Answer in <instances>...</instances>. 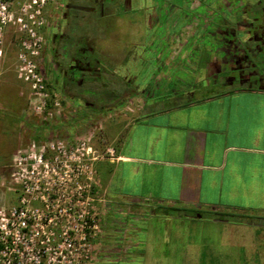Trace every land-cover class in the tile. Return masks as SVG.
<instances>
[{
  "label": "crops",
  "instance_id": "0c3cea01",
  "mask_svg": "<svg viewBox=\"0 0 264 264\" xmlns=\"http://www.w3.org/2000/svg\"><path fill=\"white\" fill-rule=\"evenodd\" d=\"M162 39L173 44V37ZM211 42L186 36L180 44L190 47L179 55L163 48L135 91L143 97L137 113L108 126L114 154L95 162L101 231L94 264H162L164 251L155 248L162 245L150 243L143 222L171 211L222 224L220 255L206 248L187 264H264V56L261 69L252 64L246 74L238 63L229 68ZM122 52H113L116 74L128 77L132 59ZM224 66L234 70L223 74Z\"/></svg>",
  "mask_w": 264,
  "mask_h": 264
},
{
  "label": "flooded vegetation",
  "instance_id": "af4514ba",
  "mask_svg": "<svg viewBox=\"0 0 264 264\" xmlns=\"http://www.w3.org/2000/svg\"><path fill=\"white\" fill-rule=\"evenodd\" d=\"M192 3L193 0H57L51 5L44 26L45 37L40 52L44 77L60 96L71 101L76 118L87 111V106L99 108V101L87 100L91 97L79 88L87 77L99 76L101 72L107 73L110 83L119 79L123 84L118 102L120 106L124 105L132 91L139 89L144 73L136 84L133 81L135 75L121 78L116 74L113 47L103 50L98 45L101 32L115 18L137 24V28L129 31L132 43L121 44V50L125 49L126 55L131 56L130 65L137 69L155 68L156 61L165 55L163 48H167V55H179L190 47L180 44V38L186 36H204L212 40L211 50L228 63L229 68L233 62L240 64V71L246 74L254 70L252 64L256 70L261 69L264 0H198L194 6ZM84 37L91 40V44L78 46L79 38ZM171 37L173 44H162V38ZM139 55L143 59L140 60ZM216 60L218 62V57ZM104 63L108 69L102 68ZM160 64L158 61L157 67ZM213 68L212 76L220 75V67ZM233 70L222 67L223 74ZM133 84L134 88L129 90ZM115 94L111 92V96L115 97ZM110 103H106L108 107ZM99 114L101 112L94 109L88 116Z\"/></svg>",
  "mask_w": 264,
  "mask_h": 264
},
{
  "label": "built area",
  "instance_id": "2783aa9c",
  "mask_svg": "<svg viewBox=\"0 0 264 264\" xmlns=\"http://www.w3.org/2000/svg\"><path fill=\"white\" fill-rule=\"evenodd\" d=\"M12 1L0 0V24L16 21L28 33L19 54L20 69L44 99L47 92L26 52H38L41 39L36 27L41 24V11L57 0H25L20 10L27 19L13 16L8 10ZM113 154L111 146L99 151L89 135L18 147L9 174L16 200L10 205L0 203V264H94L101 231L95 162Z\"/></svg>",
  "mask_w": 264,
  "mask_h": 264
},
{
  "label": "rangeland",
  "instance_id": "374dc122",
  "mask_svg": "<svg viewBox=\"0 0 264 264\" xmlns=\"http://www.w3.org/2000/svg\"><path fill=\"white\" fill-rule=\"evenodd\" d=\"M19 1V3L17 2ZM25 0H13L8 6V10L13 13L14 17L22 16L27 19V15L21 13V3ZM178 1V0H173ZM193 6L198 4V0H193ZM53 3L46 4L41 11V24L36 27V33L40 37V47L34 55L26 52L32 68L41 79V83L47 92V96L43 99L34 89L33 82L25 80V71L20 68L23 63L19 54L24 51L22 41L28 38V33L20 28L15 21L6 25H1L0 30V203L10 205L16 200V193L10 187V164L13 152L18 148L25 146L31 141L41 142L48 139L62 138L68 141L74 140L79 136H90L93 145L99 151L109 144L107 137L108 126L116 122L120 126L137 113L138 106L142 102L143 97L140 95H132L127 102L115 108L112 111L94 115L87 120H79L73 125L76 118L74 105L70 100L60 96L51 84L46 80L41 69L42 60L40 52L42 49L44 34V26L48 20V13ZM198 23V19H195ZM77 22V20H76ZM125 21L122 19H113L112 23H108L107 29L101 32L99 46L101 49H114L121 55V44L125 39L131 37L129 29L121 26ZM119 28V31H118ZM190 30L189 28L186 29ZM127 35V36H125ZM127 37V38H125ZM124 39V40H122ZM78 46L84 43H90L89 39L78 40ZM122 56V55H121ZM123 57V56H122ZM121 57V58H122ZM119 62V61H118ZM129 72L135 75L134 84L140 80V75L145 72L149 73L150 66L145 69H137L130 65ZM121 78L123 71L120 70ZM134 84L129 90L134 88ZM44 100V105L43 101ZM21 106L22 109L18 113L19 118L9 113L13 108ZM35 123V124H34ZM31 125L46 126V129H37ZM182 212V214L185 212ZM179 211H171L164 215L163 213L149 215L143 222L151 228L150 243L153 246L158 240L160 247L155 246L158 251H164L162 255V264H187L188 259L196 257L200 252H204L207 248L213 256H219L223 244L221 242V223L210 220L207 216L199 219H190L180 214ZM130 218V217H129ZM140 227V226H139ZM158 245V246H159ZM204 255V254H203ZM216 258V257H215ZM218 258V257H217ZM216 258V259H217ZM214 263V258H211ZM124 260H113L112 264H123Z\"/></svg>",
  "mask_w": 264,
  "mask_h": 264
},
{
  "label": "trees",
  "instance_id": "16d2710c",
  "mask_svg": "<svg viewBox=\"0 0 264 264\" xmlns=\"http://www.w3.org/2000/svg\"><path fill=\"white\" fill-rule=\"evenodd\" d=\"M102 35V34H100ZM139 65V64H138ZM102 68L108 69V65L104 63V66ZM95 78V80H93ZM111 84V86L109 85ZM76 85V84H73ZM121 82H119V79H117V82H109L107 73L101 72L99 76L95 77H87V79L82 83V86L79 88L80 91L83 90L86 92V95L90 96L91 98H86L89 101L98 100L99 101V108H92L90 106H87V111L84 112L83 115L73 118V122H68V125H73L79 120H87L90 117L88 114L91 111H94V109L98 112L105 113L107 110H114L115 108L120 106V103L118 102V99L121 94ZM88 92V93H87ZM111 92H115V97L111 96ZM135 91H132L131 95H134ZM95 97V98H94ZM98 98V99H97ZM107 102H111L110 107L107 106ZM14 110H10L9 113L11 115H15L16 119L19 118L18 113H20L22 107L18 106L17 108H13ZM89 117V118H88ZM35 124V123H34ZM31 127H36L37 129H46V126H40V125H31Z\"/></svg>",
  "mask_w": 264,
  "mask_h": 264
}]
</instances>
